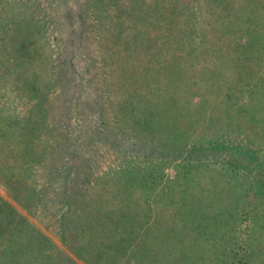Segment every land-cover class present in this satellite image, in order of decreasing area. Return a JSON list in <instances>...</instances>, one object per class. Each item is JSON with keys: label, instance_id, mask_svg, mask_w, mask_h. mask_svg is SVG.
<instances>
[{"label": "rangeland", "instance_id": "rangeland-1", "mask_svg": "<svg viewBox=\"0 0 264 264\" xmlns=\"http://www.w3.org/2000/svg\"><path fill=\"white\" fill-rule=\"evenodd\" d=\"M39 101L0 264H264V0H0V109Z\"/></svg>", "mask_w": 264, "mask_h": 264}, {"label": "trees", "instance_id": "trees-1", "mask_svg": "<svg viewBox=\"0 0 264 264\" xmlns=\"http://www.w3.org/2000/svg\"><path fill=\"white\" fill-rule=\"evenodd\" d=\"M38 89L39 88H36V91H38ZM15 90L17 91L18 89L13 90L14 95H16V92H14ZM17 96L18 95H16V97ZM42 104H43V101H39L35 105H33V108L30 112L27 111V113L23 115L18 113V116L14 115L12 112H9V111L6 112L5 110L0 109V112L3 113L2 115L0 114V149L4 151V155L0 157V174L2 173L6 176L7 175L10 176V178H13L14 176L17 175L16 173H18L19 170L20 171L25 170L28 174H31V177H33V180L35 179V175L33 176L32 174L36 173V163L38 160L35 161L36 158L33 157V154L36 151V146L34 147L31 145L34 142L32 138L33 135H31V132L34 131V128H35V131L40 128L41 126L39 123L40 120L44 121V125L47 126L46 127L47 129L49 128V125L46 124V121H47L46 119H48L47 110L45 109L46 107L43 108ZM4 111L6 113H4ZM42 116H44L43 117L44 119H42ZM35 144L36 142L34 143V145ZM7 156H8V159H7ZM10 160H11L10 165H7L8 161ZM65 182H67L66 179H65ZM9 211H10V208L8 210V208L6 207V204L4 205L3 203L0 205V230H3L2 226H4V222L7 219L6 216ZM9 220H10L9 224L13 223L15 221L14 216H9ZM130 232H133V231H130ZM1 236L3 235H2V232L0 231V240H1ZM177 236L180 238L178 239L173 238V241H172V242H175V244H177V242L179 241H183L181 234H178ZM127 238L132 243L133 237L130 233H128L127 236L124 234H121L120 239L116 241L122 244ZM153 238H156L157 240L160 239L158 237H153ZM163 238L166 239L165 236ZM149 239L150 237L148 238V236H144L143 242L148 243ZM137 241L138 240L134 242L135 246L130 250L129 253H127V256L129 255L132 260L135 259V257H137L138 259H141V260L149 259L150 261L149 264H182L181 262L172 261L171 258L169 260L165 258V260H162L160 262L157 261L158 259L154 260L153 259L154 253L152 252V249L150 250V247H148L147 244L146 245L141 244L142 241L140 240L138 242ZM110 242L112 243V241ZM66 243L74 252L76 253L79 252L80 247L77 246V244L71 243V241H66ZM8 246L6 248H8ZM120 248L123 250L122 247ZM144 248L146 250H144ZM173 249L174 248H171L169 256L173 253ZM6 252H7V249H2L0 251V253H6ZM10 252H14L13 254L16 253L15 251H12V250ZM165 253L166 251H164V254ZM160 254L161 253H155L156 256H160ZM204 254H205V250L201 251V250H196V249L194 250L192 248L187 249L186 247H183L182 250L180 251V255L178 256L179 258L178 257L177 258L179 260L182 258V256H184V257H187L190 261H192L190 257L191 258L198 257V256L203 257ZM5 261L8 262L7 260Z\"/></svg>", "mask_w": 264, "mask_h": 264}]
</instances>
